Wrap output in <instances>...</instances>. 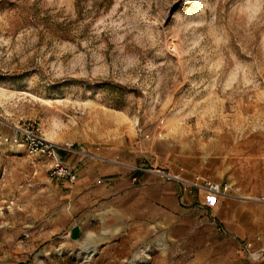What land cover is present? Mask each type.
Masks as SVG:
<instances>
[{"label":"rangeland","instance_id":"1","mask_svg":"<svg viewBox=\"0 0 264 264\" xmlns=\"http://www.w3.org/2000/svg\"><path fill=\"white\" fill-rule=\"evenodd\" d=\"M27 123L78 165L115 166L103 176L115 181L136 176L152 218L122 204L135 218L121 215L113 226L100 216L71 254L58 238L32 244L37 236L22 229L52 217L69 226L79 212L57 214L69 210L63 195L73 182L51 176L45 156L1 141ZM196 180L227 184L232 196L188 186ZM260 195L264 0H0V264H37L44 255L107 264L96 259L95 238L120 244L114 264L174 259L173 235L201 255L231 222L264 229V203L253 199Z\"/></svg>","mask_w":264,"mask_h":264},{"label":"crops","instance_id":"2","mask_svg":"<svg viewBox=\"0 0 264 264\" xmlns=\"http://www.w3.org/2000/svg\"><path fill=\"white\" fill-rule=\"evenodd\" d=\"M110 148L103 147L100 150L101 154H111L113 151H110ZM58 155L64 162L71 163L76 179L73 183L66 182L68 188L63 195V202L70 207L69 210L65 208L63 212H57V214L62 213L64 217L71 218L73 214L79 213L76 221L69 226L56 223L52 217L43 225L35 224L31 228L22 229L21 231L27 235L37 236V238H31L32 244L37 239L48 241L58 238L61 243L69 246L66 250L71 254L74 250L70 245L82 240L87 230L94 231L91 225L94 221L99 220L100 216L111 218L113 226L116 224L114 220L120 219L121 215L129 219L135 218V214H125L121 210L122 204H126L129 208L141 206L143 209L142 218L144 220L152 218L151 201L134 187L133 181L136 176H133L131 180L118 179L115 181L114 178L103 177L118 171L115 166L109 168L106 164L96 161H88L83 165L82 163L78 165L80 159H75L71 155L67 156L68 152L64 150L58 152ZM159 204V209L162 211L161 203ZM166 212L163 210L164 214ZM239 216L247 218V212L240 211ZM148 222L143 221L139 224L142 227V235L149 231ZM228 229L229 235L226 238L220 237L216 249H208L201 255L194 248L188 250L186 240L182 235H173L174 242H171V246L176 248L174 259L171 257L173 252L170 253V257L167 254H157V257L153 258L149 264H264V229L253 234L249 232L247 225L235 221L230 223ZM207 233V236L211 233V240L216 242V232L207 231ZM95 241L99 245L97 260H106L107 264H114L119 260L121 246L119 243L113 242V238L112 241L95 238ZM216 254H219L218 259L214 258ZM50 261V256L44 255L37 264H55Z\"/></svg>","mask_w":264,"mask_h":264},{"label":"built area","instance_id":"3","mask_svg":"<svg viewBox=\"0 0 264 264\" xmlns=\"http://www.w3.org/2000/svg\"><path fill=\"white\" fill-rule=\"evenodd\" d=\"M3 143L19 144L26 147L30 155L45 156L50 162L51 176L53 177H68L69 181L74 182L76 179L72 168L64 163L58 155V146L54 142L47 139L38 125L27 123L24 127H16L11 135L1 137ZM189 187L203 188L212 195L232 196L227 184H219L211 181L203 183L196 181L190 182ZM256 201L264 203V195L253 198ZM264 251V249H263Z\"/></svg>","mask_w":264,"mask_h":264},{"label":"snow or ice","instance_id":"4","mask_svg":"<svg viewBox=\"0 0 264 264\" xmlns=\"http://www.w3.org/2000/svg\"><path fill=\"white\" fill-rule=\"evenodd\" d=\"M213 202H214V199H213Z\"/></svg>","mask_w":264,"mask_h":264}]
</instances>
